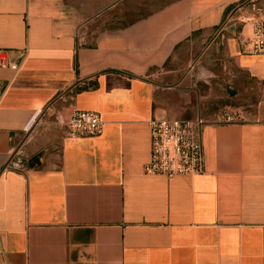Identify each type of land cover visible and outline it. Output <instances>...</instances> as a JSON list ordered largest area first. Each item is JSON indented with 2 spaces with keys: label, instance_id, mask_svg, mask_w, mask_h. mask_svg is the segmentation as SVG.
Returning <instances> with one entry per match:
<instances>
[{
  "label": "crops",
  "instance_id": "1",
  "mask_svg": "<svg viewBox=\"0 0 264 264\" xmlns=\"http://www.w3.org/2000/svg\"><path fill=\"white\" fill-rule=\"evenodd\" d=\"M262 16L264 0H0V264H264V57L238 38ZM72 87L102 135L38 123ZM225 106L248 122L203 129V174L144 173L154 116Z\"/></svg>",
  "mask_w": 264,
  "mask_h": 264
},
{
  "label": "built area",
  "instance_id": "2",
  "mask_svg": "<svg viewBox=\"0 0 264 264\" xmlns=\"http://www.w3.org/2000/svg\"><path fill=\"white\" fill-rule=\"evenodd\" d=\"M229 20L216 31L215 40L224 35ZM238 38L242 53L264 57V16L257 17L252 22L249 36L246 37L241 32ZM2 66L4 60L0 59V67ZM8 67L12 71L18 69L15 64H8ZM2 93L3 89L0 87V96ZM75 98V87L60 92L43 110L38 123L57 125L61 128L65 139L93 138L102 135L104 123L100 115L96 112L78 110ZM248 117L247 111L231 106L222 107L207 116L197 114L191 119L154 116L149 122L150 160L144 167V173L167 178L194 177L203 174L206 171L202 144L203 129L207 126L247 123ZM19 152L20 149H17L13 159ZM12 160L8 167H13Z\"/></svg>",
  "mask_w": 264,
  "mask_h": 264
},
{
  "label": "rangeland",
  "instance_id": "3",
  "mask_svg": "<svg viewBox=\"0 0 264 264\" xmlns=\"http://www.w3.org/2000/svg\"><path fill=\"white\" fill-rule=\"evenodd\" d=\"M148 0H145V2H147ZM2 58H4V57H2ZM234 108H242L244 111H247L245 108H243V107H234ZM248 112V111H247Z\"/></svg>",
  "mask_w": 264,
  "mask_h": 264
}]
</instances>
